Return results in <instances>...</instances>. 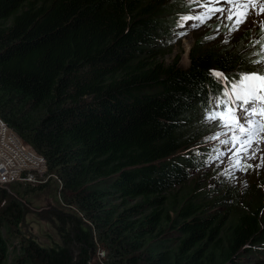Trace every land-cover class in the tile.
Listing matches in <instances>:
<instances>
[{"label":"trees","instance_id":"16d2710c","mask_svg":"<svg viewBox=\"0 0 264 264\" xmlns=\"http://www.w3.org/2000/svg\"><path fill=\"white\" fill-rule=\"evenodd\" d=\"M186 11L179 0H0V119L43 157L60 203L38 213L59 243L14 242L26 212L16 193L46 183L0 188V261L88 264L98 245L91 264H264V184L188 179L209 150V70L252 69L244 56L259 45L245 30L243 45L204 46L213 23L186 67L178 54L165 63Z\"/></svg>","mask_w":264,"mask_h":264},{"label":"snow or ice","instance_id":"6c2138e0","mask_svg":"<svg viewBox=\"0 0 264 264\" xmlns=\"http://www.w3.org/2000/svg\"><path fill=\"white\" fill-rule=\"evenodd\" d=\"M187 11L178 14L175 28L185 29L189 21H194L190 28H199L210 21L216 13L227 33L223 40L228 44L231 35L240 30L255 12L257 17L264 16V0H179ZM197 9H200L199 11ZM264 33V18L253 21ZM215 34L205 36V40H214L220 34V26ZM175 37L187 35V30L173 31ZM259 45V48L256 46ZM256 51L244 56V62L253 70H239L226 74L217 69L209 70V77L214 79L215 87L208 90V100L203 106V122L226 129L209 137L218 140L225 150L215 149L216 155H209L204 163L211 164L226 156L230 162L218 175L233 180L239 179L238 172L264 168V35L250 42ZM225 136V139H220ZM259 160V163L252 161ZM244 187H247L246 182Z\"/></svg>","mask_w":264,"mask_h":264},{"label":"rangeland","instance_id":"374dc122","mask_svg":"<svg viewBox=\"0 0 264 264\" xmlns=\"http://www.w3.org/2000/svg\"><path fill=\"white\" fill-rule=\"evenodd\" d=\"M197 10L199 11L200 9H197ZM169 16L171 17L172 14H170ZM219 16H220V13H216L210 21H207L205 24L201 25L199 28H190L188 25H191L192 23H194V21H189L188 25L185 26V29L176 28L175 30H173V31H177V32L187 30V35L180 36L177 38L173 35V32L171 33V35L168 37V40H167V43H170V44L166 45L164 47V50H163V53H165L164 57H163V61L165 63H168L171 60H173L175 58V56L178 54L179 55L178 56L179 57L178 65L181 66L182 68L186 67L188 65V62H189L188 61L189 48L192 46L193 42H195L196 38L198 36L201 37L202 32H206L208 30V28L210 27V25L213 23L215 24L216 27L218 25L220 26V34L214 40H208L207 42H203L204 46L213 45L215 47V45H216L219 48H225L228 46H236L238 44L243 45V42H239L238 38H240V36L243 34V32L245 30H249V32L247 33V37H246L247 41H249V40L252 41V40L260 37L259 34L256 35V33L254 32V30L256 28H260V27L257 24L253 23V21H255L257 19L264 18V16L257 17L255 12H253L252 15L249 17L248 22L244 25H241L240 30L231 35L229 43L224 44L223 40H224L225 34L227 33L228 30H227V28H225L223 26L221 21L217 19V17H219ZM214 34H215V32L213 31V33L207 34V35L211 36ZM262 35H264V33H262ZM249 48L251 50L255 49V48H251V47H249ZM239 70H244V69L241 68ZM250 70H253V69H249V71ZM226 74H228V73L226 72ZM229 74H231V73H229ZM209 124H211V123H209ZM211 125H212L211 134H209L207 137H205V139H207L208 141L202 143V144H205L206 146H208V149H209V150H207L208 154H205L207 157V160H208L210 154L213 156L216 155L215 149L219 148L221 151L225 150L224 146L220 145L218 140L209 139V137H212V136L216 135L217 133H221V132L227 131V130L222 129L220 127H216L213 124H211ZM16 135H17L18 139L20 140L19 142H21L22 146H24L26 148V150H29L30 152L40 156L43 159V157L40 154H38L37 152H35L31 148V146L22 137H20L17 133H16ZM225 138H226L225 136L220 137V139H225ZM262 148H264V145H262ZM223 160H224V164H221L220 160H216L211 164L203 165L202 168L200 169V171H190V176L188 179H190V181L194 179L195 183L196 182L197 183L205 182L206 184H208V183L210 184L211 181H213L214 179L217 178V180H218L216 182L217 184L222 183L219 180H228V181H223V182L228 186H230V185L236 186L240 190L242 189V190L247 191V189L251 185L255 186L256 188L261 189L262 184H264V168H261L259 170L249 169L246 173L245 172H238L237 176L239 177V179L233 180V179L218 175V173L223 172L224 168L227 167V165L230 163L227 160L226 156L223 158ZM10 161L13 163L11 158H10ZM252 163H259V160L252 161ZM44 165H45V161H44ZM31 170H32L31 172H32V175L34 177V180H32V179L29 180V178L27 177L29 172L27 171V173H26L27 175H26L25 180L28 183L16 182V183H19V185L9 183L8 184V190H6L12 196V195H14V192H13L14 189H17L20 191L21 188L24 187L25 185L36 187L40 183H43V182L46 183V186L43 187L42 189L31 190L23 196H21V194H18L15 192L16 193L15 196L21 202V204L24 206L26 212H25V216L23 217L20 225L17 227L19 234H18V238L15 237L14 242H17L20 237H29V238H33L41 246H50L54 243H59V237H58L53 225L51 223H49L47 220H45L46 218H42V215L38 216V213L48 210V208L52 205H58V203H59V201H58V197H59L58 188L59 187H56V184L54 182L46 180V178L48 177L45 174L46 168L44 170L43 167H38V169L32 168ZM207 174L209 176L206 178ZM203 176H205L206 179H204ZM35 178H38L40 180H36ZM245 182L247 184V187H244ZM215 195L216 194L210 195V193H209V196L207 199H213V197H215ZM25 200H27V202H25ZM11 259H12V254L5 251V258H4V260L0 261V264H10ZM93 262L94 261L91 258V261L89 262V264H91Z\"/></svg>","mask_w":264,"mask_h":264},{"label":"built area","instance_id":"2783aa9c","mask_svg":"<svg viewBox=\"0 0 264 264\" xmlns=\"http://www.w3.org/2000/svg\"><path fill=\"white\" fill-rule=\"evenodd\" d=\"M0 132L8 133V135H9V137H11V140L13 141V143H15L16 146L19 145L18 143H20V142H19V139H18L15 131L13 129H11L10 127H8L1 119H0ZM24 150L26 152H29L30 156L33 155L36 158V162H34V163L28 162L27 160H24V159L18 157L17 155H15L13 153L14 156L10 157L13 161V163H12L13 169L9 171L8 165L6 164V162L0 160V188L8 190V184L9 183H12V184L16 183V182L28 183L25 180L26 175H27L26 174L27 171L29 172L27 175L29 180H31V179L34 180V177H33L32 172H31L32 168L38 169V167H43V169L45 170L44 160L40 156L30 152L29 150H26V149H24ZM35 179L39 180L38 178H35ZM103 258H104V250L97 245V247L93 251L92 260L94 262L97 261V262L101 263Z\"/></svg>","mask_w":264,"mask_h":264},{"label":"bare ground","instance_id":"6f19581e","mask_svg":"<svg viewBox=\"0 0 264 264\" xmlns=\"http://www.w3.org/2000/svg\"><path fill=\"white\" fill-rule=\"evenodd\" d=\"M4 132H0V160L6 162V164H10L9 157L11 155V151L16 152V154L24 159V154L21 152L19 146L13 145L12 142L4 139Z\"/></svg>","mask_w":264,"mask_h":264},{"label":"water","instance_id":"95a60500","mask_svg":"<svg viewBox=\"0 0 264 264\" xmlns=\"http://www.w3.org/2000/svg\"><path fill=\"white\" fill-rule=\"evenodd\" d=\"M92 255H93V250H90L89 251V255H88V264H89V262L91 261V258H92Z\"/></svg>","mask_w":264,"mask_h":264}]
</instances>
